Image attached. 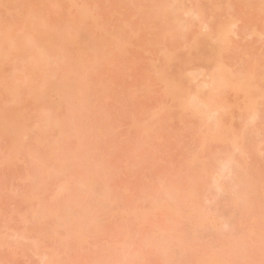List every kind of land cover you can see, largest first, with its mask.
Instances as JSON below:
<instances>
[{"label":"rangeland","instance_id":"374dc122","mask_svg":"<svg viewBox=\"0 0 264 264\" xmlns=\"http://www.w3.org/2000/svg\"><path fill=\"white\" fill-rule=\"evenodd\" d=\"M26 1L0 0L2 3L0 5L8 2V8L0 6V29L2 27L6 28L11 24L12 26L10 25L11 27L9 28H13L15 32L19 33V28L26 27L27 18L23 11L25 5L22 4L25 3L27 7L30 5L29 3L35 4L33 3L34 0H30L33 2ZM71 1L73 0H61L62 6L59 9H55L56 3L59 6L57 0H36L34 7L37 10V16L45 19L46 22L42 21V19L41 21L44 23H39L33 27L37 28L40 25L41 30H49L51 25L56 24L59 27L63 26L61 27L63 29L64 27L67 29L66 26L68 24L70 27V22L74 16L76 17L74 20L80 19L78 16L80 11L76 6L74 7V2L72 3ZM74 1L78 5L87 3L89 7H93L94 9L89 10V16L83 21L81 20L82 22L79 20L80 24H72V27H76L67 29V33L71 31V35L70 32V36L66 35L69 38L65 41L67 44L66 47L64 44V51L61 52L63 55L68 54V56L62 61L60 60L59 63L61 64L60 72H66V75L70 76L72 75V67L67 64V60L76 57H80L83 60L84 79L76 84L71 100L78 101L79 98H82L84 106L75 116L78 126L75 127L70 139L65 134L68 133L66 132L67 130L72 129L70 125V127L62 126V128H59L58 125L54 128L57 124H63V121H65L66 118L64 116L67 115V103L64 108H52L56 109L57 116L55 122L50 126L54 127L48 132L47 141L52 143L55 141L59 142L61 147L58 149L52 150L42 142L37 145L31 135L24 138L19 137L17 140L13 135L8 136L0 127V231H2L1 235L3 233H5L4 235H8L9 233L8 236L6 235L5 241L2 242V239L0 240V264H197L203 258L205 260L204 263L207 264H231L229 262L231 259L234 264H264V234L262 233V237L259 238H263L261 243L260 241L258 242L256 236H254L256 239L253 237L251 239V236H248L253 228L256 229L257 226L259 228V225L264 226V99L259 100L261 103L258 106L257 114L259 115L252 114L249 117V112L243 114L244 110L239 109V106L243 105V99L241 98L244 95H241V93L235 94L234 91H230L227 100L228 102L229 100L230 102L233 101L235 105L231 107L232 110L229 109V114L231 113L230 117L228 113V116L226 117L225 115L224 117L226 120H232L231 123H234V127L237 128V131L239 129L240 133L238 132L239 135L234 137L235 141L229 140L228 142H223L219 140L220 142H218L217 140V143L213 141L214 139H210L209 142H206L209 145L205 144L203 147L201 145V135L204 133L203 130L207 128L202 125L201 117L203 115L199 117V115L192 116L187 114L186 111L182 112V108L177 105L178 102L176 101L178 100L173 99L174 101H172L165 94L166 82L161 78L163 75L169 76V74V77H171L172 74H175L174 72H178L179 70H181L179 71L181 73L183 68L182 73H184L185 69L189 68L194 71L196 66L197 72L205 77L206 72H203V74L200 72L202 71L201 69H204V71H207V69L212 70L215 58L211 53L214 61L204 60L202 55L206 53L208 46L203 41L199 42L201 45L204 43L206 46L203 47L206 49H203L196 41L203 36L202 40L206 38L205 34H201V32L205 33L207 31L205 29H208V27L217 30L222 22L232 20H235L237 23L228 38L230 41L229 48L226 47L227 49L221 50L222 52H220L223 55L221 56L220 54L222 58L218 55V59H222V62L223 60H225L224 62L227 61L229 68L231 67L229 70L236 71V73H238L237 70L239 72H241V69L244 71L243 69L247 68L246 65L251 69L262 67L264 65V36H261L262 38L260 39L257 36V32L259 29V32L262 29L264 30V13L260 9L264 0H250L248 3L241 1L242 3L238 2V4L233 0V7L232 5L229 7L226 0L174 1V7L173 9H171L172 6L171 8L168 7L170 8L169 11L173 10L175 12L180 7L179 13L181 15L184 13L182 17L186 16L184 19H187H185L184 26L191 25V29L187 28L189 30L184 27L178 29L175 27L174 29L176 30H169L163 17H157L162 14L161 12L159 14L158 12H154L156 15H152V17L149 15L148 19L151 18L150 21L153 24L150 23L151 25L148 28L144 27L145 29L139 30V26L142 24H136V21L141 19L138 18L139 16H136V11H143V8L141 9L142 6L145 9H149L150 6L148 7V4H154L153 0H136V4H139L140 9H137L134 6L135 4L132 5L133 0L132 2L130 0ZM95 4L96 7L97 5L99 7L96 8ZM153 4L151 7H155ZM171 4L173 5L172 2ZM197 4L199 7L202 6L204 10V14H198L200 15L199 17L195 14L196 8H194ZM8 9L10 10L9 12ZM155 10L157 9L154 8L153 11ZM18 11H20L19 14L16 13V16H13V18L11 16L12 13ZM173 11L171 12L172 14H174ZM185 11H190V13L188 14L187 12L188 15H185ZM92 12L98 17L100 29L95 26L94 18L90 17ZM143 15L148 17L146 13ZM36 21L34 20L29 24L33 25ZM126 22H130L131 26L134 25L132 31L129 27H127L129 30L125 28ZM182 23L184 24V21ZM101 26L104 27L102 30ZM33 27L30 29L31 31H33ZM256 27L258 28L257 32H255ZM76 29L79 31V36L78 34L77 36L74 34ZM100 30L102 33H100ZM114 32L123 41L125 50L114 47L116 41L119 40L116 36H112ZM154 32L158 33V38H154ZM84 33L87 34L83 35ZM251 33H253L252 36H250ZM92 35H95V38ZM196 35L199 36L198 39ZM97 37H105L108 41L103 40L102 42L101 40L99 52L88 59L85 39L89 38L91 41L93 39L98 40ZM204 41L207 42L206 40ZM207 43L209 44V41ZM196 47L198 48L197 51H194L190 56H194V53L199 51L198 54H202V58L200 57L202 60H196L197 56L200 55L195 54V56L197 55L196 57L194 56L196 58L195 62H198L192 64L194 58L192 60L190 56L188 57V53H192V50H196ZM249 51L251 56H249L248 60ZM182 53H184V56L181 55ZM180 56L187 57L183 59L184 61L187 60V63L190 60L192 62L190 61L189 65L186 63L187 67H183L185 64L180 66L182 60H180ZM176 57H179V60ZM241 60L247 62V64ZM249 61L253 62H250L253 64L251 67L250 63L248 64ZM177 63L181 69L176 66ZM177 67L179 70H175L178 69ZM29 68H22L20 71L18 69L15 72L14 66H8L7 70L2 72L3 74L0 73L2 76L0 78V90L7 83H9L10 88L11 84L20 85L25 80L27 82L30 81L33 78V74L29 73ZM195 72L192 73L197 75ZM180 73L176 74L179 75ZM199 73L198 77L192 79L194 81L197 78V81L193 83L191 80L190 83H188L189 81H185L186 79L183 80V83H181V85L183 84L182 88L189 89L191 85H194L191 88H197L195 86H198L200 83L198 85L195 83L201 82L200 79L203 78L200 77ZM207 73L209 72L207 71ZM20 75H23L25 80L14 79L15 76L18 77ZM202 82L201 84H203ZM259 91L260 89L255 91L257 97ZM57 97L59 95L55 93L53 99ZM9 99V94H5V92L0 93V102L2 104ZM27 103L24 105L26 106ZM44 103L41 101L33 104L32 109L30 108L27 114H25L31 118V123H37L48 117L50 119L55 114H52L51 110H47L49 106L47 107L48 104L44 105ZM237 103L242 104H238V106L236 105ZM247 114L249 115L247 116ZM254 116L258 117L255 121L251 119ZM133 117L136 118L135 120L138 123L142 124L141 126L144 125L143 122L146 119H149V121L147 120L148 122H145V125L149 126V124H146L149 122L151 124V128L149 127L150 132L147 129L149 132L147 136H143L145 131L144 133L142 132L143 134L138 131L136 133L135 126L131 127L133 126L131 122L133 121L131 120ZM249 118L252 121L247 122ZM50 121L52 120L50 119ZM209 121H213V119ZM46 122L43 121L45 124ZM60 129H63V131ZM198 130L201 132L198 133ZM190 149L197 151L198 158L194 161V164L190 161ZM86 150H89L90 153V162L94 168L93 172L90 170L91 164H81L85 159L83 154ZM39 153L44 155L45 162L40 166V174L38 172L34 173H38L37 176L39 175L37 180L30 179L32 177L35 178L34 174L29 179L25 178L27 176L26 173L29 172L28 170H31V166L36 159L35 156ZM51 153H53L51 156L53 159L50 157ZM232 153L238 155L241 166L236 163V159V161L233 159L236 164H233L232 161L231 164L227 165L230 162L229 158ZM226 156L229 162L224 160ZM6 157L9 160L5 161ZM56 157L67 160V166L70 169L67 168L68 170H66L57 166V169H61L62 174L56 175L54 173L55 170L51 168ZM32 158H35L33 162H31ZM27 162H31L32 165L29 167L30 164ZM203 167L206 169L204 170ZM34 169L36 170L37 167L35 166ZM34 169L33 171H35ZM89 172L95 174L94 178L96 180L91 185L94 188L92 193V190L87 193L86 187L83 188L81 185L82 188L81 186L78 188V185H76V182L78 180L82 181L83 177ZM54 174L55 177L53 176ZM219 178L221 184L220 182L218 184ZM65 183L69 184V186L71 184L72 187L76 185L77 187H74V189L78 188V193L75 191L76 194H73V189H61L60 185ZM80 183L83 184L82 182ZM106 183L112 186V189L104 187ZM164 183L167 185L165 186L166 188L162 186ZM197 186H202L203 188L201 189ZM97 188L101 189L100 192L103 190L106 192H102V195ZM107 189H109L108 192ZM80 190L82 192H79ZM182 191L185 192L184 197L186 192L193 191V193L190 192L193 197L186 194L187 197L185 198L189 200L194 198V200L193 202L192 200L190 201L192 204H188V199H185L184 203L182 201L179 202V205L186 204L189 207L191 206L190 208L188 206H184L183 208L179 206L182 208L180 211H183V209L185 211L190 210L192 206L194 207L193 203L195 200L200 199L198 203L195 202L196 206H203L199 208H205L207 215H205L204 209L199 210L209 219L206 220L207 222L205 221V225L202 226L204 227L203 229L199 228L197 229L199 231H195V235L191 228L192 226H190L189 218L185 215V211L177 216L179 225L176 224V227L173 226L174 224L169 225L168 223L170 222L167 221L168 223H166L164 221L166 218L163 216V213H165L163 212L164 209L158 208L155 205L156 202L154 204L152 202L157 198L159 199L158 201H163L162 199L165 201V198L169 199V197V201L171 202V198H173V201L174 197L176 198ZM195 191L199 193L196 197L194 196L196 195L194 194ZM110 192L116 196V203L112 202L115 199L109 197L108 193ZM240 192L241 195L238 198ZM200 193L202 194L201 197ZM37 195L43 196V198L41 197L42 202H38L40 198L37 199ZM54 195L59 196L56 197ZM110 196L112 195L110 194ZM179 196V199L183 197L182 195ZM233 197L238 199L240 206L237 204V207L239 209L232 205L233 201H235ZM178 198H176V201L174 200V203L177 202ZM43 199L46 206L42 210ZM86 200L88 208H92V204L95 207L97 203L99 208H92V211L95 209L101 212L102 215L99 213V216L102 220L100 224L98 223L96 226H93L95 230L91 228L90 224V226L84 225L80 229L82 231L81 234L84 233L86 235L83 246L81 245L82 248H80L79 242L81 244V240L78 241V245L76 242L78 239H75V241L74 238H68L69 240L63 238V240L62 236L54 232L48 221L53 220L51 219L52 213H54V210L59 205L66 206L72 204L77 206L79 202L81 203V201ZM187 200L188 202H186ZM17 201L18 204H16ZM34 204L40 205L41 208L37 210H41L45 214L44 217L43 214L35 212L36 218L39 217V221L40 217L41 219L43 217L42 223L44 225H42L43 229L41 231H38L39 229L36 231L37 225H33L34 221L37 220L36 218L33 219L34 209H31L32 207L30 206ZM38 205L34 206L38 207ZM69 208L64 209V211H69ZM134 209L137 212L134 213ZM222 209L224 213L226 211L230 212L232 209L236 211L235 213H233L234 211L231 212V217H225ZM61 211L64 212L62 209ZM92 211L89 212L91 213ZM94 211L93 214L97 215L98 212L95 213ZM227 212L226 215L230 214H227ZM232 215L234 216L232 217ZM25 216L31 217L34 220L30 218L33 223L31 224L30 221L26 223L28 217L25 218ZM100 217L97 216L96 218L98 222L100 221ZM84 218L82 217L81 220ZM46 221L48 224H46ZM98 228L101 231L98 230L99 233L96 235V229ZM23 229L27 233L29 232V236H32V238L30 237L31 241L34 240L36 242L40 238V242H36V247L29 241L30 239L27 240L29 238L27 234L22 239ZM59 229L61 230V228ZM254 233L253 229L252 234ZM155 234L159 239H156L158 237ZM158 234L162 235L159 236ZM37 236L39 238L36 240ZM247 237H250L249 240H246L242 244L241 242L248 239ZM250 241H256L259 244L255 242L252 244ZM156 242L159 243V247L155 244ZM27 244L31 248L28 249ZM163 244L167 246V249L161 248L164 246ZM219 244L223 246H220L222 248L220 250L221 257L215 261L213 260V254L215 250L219 252V249H221L218 248ZM247 247H249V250ZM119 249L121 253H126V259H124L125 255L123 253L124 256L119 253ZM243 249L244 253L242 252L237 255V251L239 253ZM261 258L263 259L261 260Z\"/></svg>","mask_w":264,"mask_h":264},{"label":"bare ground","instance_id":"6f19581e","mask_svg":"<svg viewBox=\"0 0 264 264\" xmlns=\"http://www.w3.org/2000/svg\"><path fill=\"white\" fill-rule=\"evenodd\" d=\"M30 1V0H29ZM60 1L61 0H57V2H59L60 3ZM129 1V0H128ZM131 2H132V0H130ZM150 1H152V0H150ZM149 1V2H150ZM174 1L176 2L177 0H153V2H154V4H153V6H155V7H151L152 6V4H148V7H149V9H145L144 8V6H142L141 7V9L144 11H139V10H137L136 11V16H139L138 18H141L140 20H138V21H136V24L138 23L139 25L140 24H142L141 26H139V30H143V29H145L144 27H149V25H151L150 23H152L153 24V22H151L150 20H151V18L150 19H148L149 18V15L152 17V15H156L154 12H158V14L161 12L162 14H160V16H157V17H163V19L165 20L164 22H165V24L168 26V28H169V30H172V29H174L175 27H176V29H178V28H182V27H184V28H190L191 29V25H187V27L186 26H184L185 25V19H184V17H186V16H184V17H182L183 16V14L184 13H182V15L179 13L180 11H178L179 9L181 10V8L179 7L177 10H175V12H177V14H175V12L173 11V10H170L169 11V9L171 8V6H172V8L171 9H173V7H174V5H175V3H174ZM231 1H232V3H231ZM226 0V3H227V5L230 7L233 3H234V1L235 2H237V4H238V2H245V3H248L250 0ZM25 2H27L26 0H25ZM30 2H33V1H30ZM72 3H73V5H74V7L76 6L77 7V9H79V11H80V14L78 15L79 17H80V19L78 18V20L76 21V19L74 20V18H76L75 16H74V18L71 20V22L70 21H68V22H70L71 24V26L70 27H72V24H76V23H78V24H80L86 17H88L89 15V10L90 9H94L93 7H89V5L87 4V3H85V4H82V5H78V4H76V2L73 0V1H71ZM131 2H129V3H131ZM135 2V3H134ZM171 2L173 3V5L171 4ZM241 2V3H242ZM8 3V2H7ZM7 3H5V4H3V5H0V6H4V7H7L8 8V5H7ZM29 3V2H28ZM33 3H35L36 4V0H34V2ZM58 3V5L59 6H57V3L55 4V6H54V8L55 9H59L62 5H61V3L59 4ZM137 2H136V0L134 1L133 0V4L132 5H134V6H136V8L137 9H140L139 8V4H136ZM0 4H2L1 2H0ZM30 5H28V7L26 6V4L24 3V4H22V5H25L24 6V8L25 9H23V11L25 12V14H26V18H27V25H26V27H21V28H19V33H17V32H15L14 31V29L13 28H11V29H13V30H11L9 27H11L10 25L8 26V27H6V28H1L0 29V73H2L3 71H6L7 70V68H8V66H14V71L15 72H17V70L19 69V71H20V69H24V68H28V67H30L29 69L31 70H29V73L31 72L32 74H33V78L30 80V81H26L25 80V77L22 75H20V76H18V77H16L15 76V80H25L24 82H22L20 85H14V84H11V86H10V88H9V83H7V84H4L3 85V87H2V89L0 90V93L2 92V93H4L5 92V94L7 93V94H9V97H10V99L9 100H7L4 104H2L1 102H0V127L5 131V133L9 136V135H13V137H15L17 140L19 139V137L21 138V137H26V136H32V138H33V140H35V143L37 144V145H39L41 142L42 143H44L45 144V146L46 147H48V148H51L52 150L53 149H58V148H60L61 147V145H60V143L59 142H54V143H52V142H48L47 141V135H48V132L49 131H51V129H52V127H54V126H52V127H50L51 126V124H53L54 122H55V118H56V116H57V111H55L58 107H61V108H64V107H66V103H67V109H66V111H67V115L66 116H64V118H66L65 119V121H63V124L62 123H59V124H57L54 128H56L58 125H59V128L61 127L62 128V126H65V127H68L69 125L72 127V129L71 130H67L66 132H68V133H65L66 134V137L68 138V139H70L71 138V136H72V132L75 130V127H77L78 126V124H77V119L75 120V116L79 113V111H80V109L84 106V103H83V100H82V98H79L78 99V101H72L71 100V97H72V95L74 94V92H73V90L75 89V87H76V84L78 83V82H80V81H82V79H84V66H83V64H82V62H83V60L80 58V57H76V58H74V59H68L67 60V64L68 65H70V67H72V70H71V73H72V75H70V76H67L66 75V72H64V73H61L60 72V70H61V64L59 63V61L61 60H63L65 57H67L68 56V54H65V55H63L62 54V52L64 51V49H63V47H64V44H65V47H66V44H67V42H65L69 37H67L66 35H69V32H70V35H71V31H69L68 33H67V31L69 30V24L66 26V28L68 29H65V27H64V29L63 28H61V27H63V26H61V27H59L57 24L56 25H51L50 26V29L49 30H46V29H40L41 27H40V25H38L37 26V28H35V27H33L34 25H37V24H39V23H44V22H46L45 21V19H41V17L40 16H37V10L35 9V7H34V5L35 4H32V3H29ZM32 4V5H31ZM127 4H128V2H127ZM236 4V3H235ZM131 5V4H130ZM170 5V6H169ZM138 6V7H137ZM194 6H196V5H194ZM95 7H96V4H95ZM99 6L97 5V7L96 8H98ZM147 7V6H146ZM168 7H170V8H168ZM232 7H233V5H232ZM95 8V9H96ZM154 8H156L157 10H155V11H153V9ZM194 8H196L195 9V14L199 17L200 15H198V14H204L203 12H204V10H203V8H202V6L201 7H199V5L197 4V6L196 7H194ZM150 9H152V10H150ZM167 9H168V11H167ZM260 9H261V12L262 13H264V3L261 5V7H260ZM150 10V11H149ZM158 10H160V11H158ZM10 10L8 9V12H9ZM139 11V12H138ZM174 12V14H172L171 12ZM19 12L20 11H18V12H15V13H12V17L14 16H16V13L17 14H19ZM137 12H138V15H137ZM142 12H143V14L144 13H146V15L148 16V17H146V16H144L143 14H142ZM151 12V13H150ZM153 12V13H152ZM187 12H188V14L190 13V11H185V15H188L187 14ZM170 13V14H169ZM180 14V16H181V18H180V16H179V14ZM164 14V15H163ZM13 17V18H14ZM90 17H92V18H94V20H95V26L98 28V29H100V24H99V22H98V17L97 16H95V14L92 12L91 13V15H90ZM161 17V18H162ZM68 19H70V18H68ZM34 20H37L36 21V23L35 24H33V25H30L29 23H32ZM44 21V22H42V21ZM79 20L81 21V22H79ZM149 20V21H148ZM187 20V19H186ZM182 21H184V24L182 23ZM131 22V21H130ZM130 22H126V24H125V28H127V27H129L130 28V30L132 31V29L134 28L133 26L134 25H132L131 26V23ZM207 22V21H206ZM236 21L235 20H232V21H226V22H222L220 25H219V27L217 28V30H214V29H212V27H208V29H205V30H207V31H205V33L203 32H201V34H205V37L207 38H204V40H206L207 42L209 41V44L207 43V42H205L204 40H202L203 39V37H201L199 40H197L196 41V43L198 44L199 42H201V41H203L205 44H207V46H208V50H206V53H203V58H204V60H207V61H209V60H211L212 62L215 60V62L213 63L214 65H212L211 67L213 68L212 70L211 69H207L206 67H205V69H207V71L209 72V73H207V71L205 70L204 71V69H201L202 71H200V72H206L205 73V77H203L202 75H201V73H199V72H197V66L195 67L196 69V72H195V70L194 71H192L193 69H191L190 70V68L189 69H187V70H190V71H192V72H195V73H197V75H195L194 73H192V72H190V71H187L186 69H185V71H184V73H182L183 72V70H184V68L182 69V74L179 72V71H181V70H179V68L178 67H180L182 64L184 65L183 67H187L186 66V63H187V60H183V59H185V58H187V57H181L180 56V60H181V64H180V66H178L179 64L177 63V65L176 66H178L177 68L178 69H175V70H179L178 72H174L175 74H172L171 75V77H169L170 76V74H169V76H162L161 78H163L164 79V81L166 82V88H165V94L172 100V101H174L173 99H175V100H178V101H176V102H178V107H181L180 109H181V111L183 112V111H186L187 112V114H190V115H192V116H198L199 115V117H201L200 115H203L202 117H201V119H202V122H203V124H202V122H201V124L202 125H204V127H207L205 130H203V134L201 135V145L204 147L205 146V144H208V143H206V142H209V140L210 139H214L213 141H216L217 142V140H218V142H220V141H231V140H234V137L235 136H238L239 134H238V132H239V129H238V131H237V128H235L234 127V123H231V121L232 120H226L225 119V115H226V117L228 116L227 115V113L229 114V109L230 110H232L231 109V107H233L234 105H235V103L232 101V102H230V100H229V102H228V95L230 94V91H234V93L235 94H239V93H241V95L243 94L244 96L241 98V99H243V105H241V106H239L238 104H242V103H237L236 105H238L240 108L239 109H242V111L244 110V112H242L241 110H240V112H242L243 114H245L246 112H249L250 113V116L249 117H251V115L252 114H256L257 116L259 115V114H257L258 113V106L261 104L260 103V101H261V99H264V72H263V70H264V65L262 66V67H256V68H253V69H251V68H249L247 65H246V67L247 68H245V69H243L244 71H242V69L240 70L241 72H239L238 70H237V72L238 73H236V71H232V70H229L230 68H229V63L226 61V62H224L225 60H223V62L221 61L222 59H218V55L220 56V54H221V56L223 55L221 52V50H224V48L225 49H227V48H229V44H230V41L228 40V38H229V35H230V33H231V31H233L232 29H233V27L234 26H236ZM182 24V25H181ZM166 26V27H167ZM33 27V31H31L30 29ZM74 27H76V26H74ZM74 27H72V28H74ZM141 27V28H140ZM52 28H54V29H52ZM104 27H102L101 26V30L103 29ZM183 28V29H184ZM207 28V27H206ZM257 28V27H256ZM9 29V30H8ZM78 29V28H77ZM76 29V32H74V34H76V36H77V34L79 33V31ZM128 29V28H127ZM176 29H174V30H176ZM183 29H182V31H183ZM11 30V31H10ZM51 30H54V31H52L51 32ZM100 30V33H102V31ZM129 30V29H128ZM185 30V29H184ZM187 30H189V29H187ZM257 30H258V28L255 30V32H257ZM50 31V32H49ZM63 31V32H62ZM119 31V30H118ZM145 31V30H144ZM260 31V29L258 30V32H257V36H259V38L261 39L262 37L261 36H264L263 34H264V30L262 29L261 30V32H259ZM111 32V31H110ZM109 32V33H110ZM254 31H253V33H255ZM64 33H66L65 35H64ZM148 33V32H147ZM253 33H251V35L250 36H252L253 35ZM85 34H87V33H84L83 35H85ZM108 34V33H107ZM112 34V33H111ZM110 34V35H111ZM120 34V33H119ZM69 35V36H70ZM153 35H154V38H158V33L157 32H154L153 33ZM156 35V36H155ZM256 35V34H255ZM78 36H79V34H78ZM93 36V35H92ZM112 36H116L118 39H119V36H118V34L116 33V35H115V32L113 33V35ZM124 36H127V35H124ZM182 36H184L183 34H182ZM94 38H95V35L93 36ZM90 38V37H89ZM88 38V39H89ZM98 38V40L96 39H93L92 41L90 40H86L85 39V41H86V49H87V55H88V59L90 58V56H95L98 52H99V50H100V48H101V43L103 42V40H106V41H108L105 37H102V38H105V39H102V38H100V37H97ZM196 38L198 39L199 38V36H197L196 35ZM208 38H209V40H208ZM259 38H258V40H259ZM117 39V40H118ZM102 40V42L100 43V41ZM84 41V42H85ZM97 41V42H96ZM99 41V42H98ZM88 42H91V43H88ZM115 42V41H114ZM204 43L201 45V43H199L201 46H202V48L203 47H206L205 45H204ZM196 44V45H197ZM228 44V45H227ZM195 46V45H194ZM198 46V45H197ZM114 47L116 48V49H120V50H125V48H124V43H123V41L122 40H118V41H116V43H115V45H114ZM193 49H195L193 46H191ZM227 47V48H226ZM198 48H199V46H198ZM197 47H196V50H192V53H188L189 55H188V57L191 55V54H193V52L194 51H197V49H198ZM63 49V50H62ZM203 49H206V48H203ZM62 51V52H61ZM207 51H209L208 53H207ZM221 51V52H220ZM189 52V51H188ZM191 52V51H190ZM184 53H186V52H184ZM184 53H182L181 55L182 56H184ZM199 53V51L198 52H196V53H194V56H195V54H197V55H200V54H198ZM211 53H212V55H214V58H213V56L211 57ZM215 53V54H214ZM218 53V54H217ZM208 54V55H207ZM251 53H250V51L248 52V60H249V56H251L250 55ZM196 55V56H197ZM197 56V59L196 58H194V56L192 55V57H191V59L192 58H194V60H193V62H192V64L195 62V59L196 60H198V59H201L202 58V56ZM175 56V55H174ZM195 56V57H196ZM215 56H217V57H215ZM220 56V58H222ZM167 57V56H166ZM201 57V58H200ZM224 57V56H223ZM177 58V60H179V57H176ZM210 58H212V59H210ZM214 59V60H213ZM225 59V58H224ZM202 60V59H201ZM245 60V59H244ZM189 61V62H190ZM242 61V60H241ZM255 61V60H254ZM179 62V61H178ZM185 62V63H184ZM189 62L187 63L188 65H189ZM190 62V63H191ZM196 62H198V61H196ZM195 62V63H196ZM211 62V63H212ZM243 62V61H242ZM251 61H249L248 62V64L250 63ZM243 63H246L247 64V62H243ZM251 63H253V62H251ZM250 63V67H251V65H253V64H251ZM226 64H227V66H226ZM73 65V66H72ZM100 65H102V63H100ZM211 65V64H210ZM69 67V68H70ZM199 67V66H198ZM204 67V66H203ZM203 67H201V68H203ZM208 67V66H207ZM209 68V67H208ZM180 69H181V67H180ZM233 69V68H232ZM210 70V71H209ZM186 71H187V73H186ZM178 73H180L179 75H177ZM198 73L200 74V77L202 78V79H200V81L203 83V84H201V82H198V83H195V84H199L200 86H202V87H200L199 85L198 86H195V87H197V88H191V86L193 87L194 85H191L190 86V88L189 89H186V88H182L183 86V84L181 85V83H183V80H185V81H189L188 83H190V80H191V82L193 83L194 81H197V78H196V80H194V81H192V79H194L195 77H198ZM3 74V73H2ZM204 74V73H203ZM175 75V76H174ZM199 77V78H200ZM0 78H2V76L0 75ZM198 78V79H199ZM185 83V82H184ZM263 84V85H262ZM185 85H186V83H185ZM185 87V86H184ZM201 88V89H200ZM258 89H260V91H259V93H258V97H257V95L255 94V91H258ZM57 94L58 93V95H59V97H57L56 99H53V95L54 94ZM77 95V94H76ZM241 97V96H240ZM60 99V100H59ZM52 100V101H51ZM239 100V99H238ZM238 100H235V101H238ZM260 100V101H259ZM41 101H43V102H45L44 103V105L46 104L47 105V107H48V109L47 110H51L52 111V114L53 113H55L54 115H52L51 117H50V119L52 120V121H50V119H49V117L48 118H46L45 120H41V121H38L37 123H31L30 121H31V118L30 117H28V116H26L25 114H27V111L31 108L32 109V106H33V104H35V103H38V102H41ZM52 102V103H50V102ZM54 101V102H53ZM28 102V103H27ZM49 102V103H48ZM11 103V104H10ZM25 103H27L26 104V106L24 105ZM32 103V104H31ZM62 103H65V104H62ZM260 103V104H259ZM9 104V105H8ZM31 104V105H30ZM50 104V105H49ZM27 105H29V106H27ZM63 105H65V106H63ZM174 105V104H173ZM175 105H176V103H175ZM176 105V106H177ZM31 106V107H30ZM63 106V107H62ZM237 106V107H238ZM29 107V108H28ZM57 107V108H56ZM52 108H56V109H52ZM260 110V109H259ZM26 111V112H25ZM185 112V113H186ZM232 112V111H231ZM241 113V114H242ZM260 113V112H259ZM65 115V114H64ZM230 115H231V113L229 114V117H230ZM249 114H247V116H248ZM54 118V119H53ZM205 118V119H204ZM258 117H256V116H254L253 118H251L252 120H254L255 121V119H257ZM136 118L135 117H133L131 120H133V121H131L132 123H133V126H131L132 128L135 126V129H136V133H138V132H143L144 133V131H145V133L143 134V136L145 135V136H147L148 134L147 133H149L150 132V129H149V127L151 128V124H150V122L149 123H146V124H149V126L148 125H145V122H148L149 121V119H146V121L145 122H143L144 123V125L143 126H141L142 124H140V123H138V121L137 120H135ZM212 120L213 119V121H209V120ZM246 119H248V118H246ZM49 120V121H48ZM148 120V121H147ZM252 120H250V118H249V120H247V122H249V121H252ZM43 121L44 122H46V124L45 123H43ZM48 122H49V124H48ZM67 125V126H66ZM74 125V126H73ZM69 126V127H70ZM0 128V129H1ZM138 129V130H137ZM147 129H149L148 131H147ZM60 130H62L63 131V129H60ZM201 130V129H200ZM200 130H198V133L199 132H201ZM138 131V132H137ZM83 132V131H82ZM240 133V132H239ZM233 137V138H232ZM81 139V138H80ZM220 140V141H219ZM212 141V142H213ZM235 141V140H234ZM233 141V142H234ZM29 142H30V140H29ZM211 142V141H210ZM217 142V143H218ZM181 144H182V142H181ZM235 144V143H234ZM200 145V146H201ZM209 145V144H208ZM201 146V147H202ZM190 161L191 162H193L192 164H194V161H196V159L198 158L197 157V151H195V150H191L190 149ZM36 152V151H35ZM189 152V151H188ZM52 154L53 153H51L50 154V157L52 156ZM233 155V156H232ZM232 155H231V157L229 158L230 159V162L229 161H227V156L224 158V160H226L227 162H229V163H227V165L228 164H231V162L233 161V159H234V161H236V163L237 164H239V166H241L240 165V163H239V160H238V155H234L233 153H232ZM34 156H35V154H34ZM234 156H236V157H234ZM36 157V159L34 160L33 158H32V160H31V162H33V160H34V162H33V165H34V167L36 166L37 167V169L35 170L34 169V167H32L33 165H32V163L31 162H27L28 164H30L29 165V167L31 166V170L33 171V169L35 170V171H33V173H32V171L31 170H28L29 172H27L26 174H27V176L25 177V178H30L31 177V175H33L35 172H38L39 174H40V166L45 162V157H44V155L42 154V153H39L38 155H36L35 156ZM83 157L85 158L82 162H81V164H84V163H87V165L89 164H91V160H90V153H89V150H86V152L83 154ZM52 158V157H51ZM209 158V157H208ZM7 159L9 160V158L8 157H6V159H5V161H7ZM53 159V158H52ZM236 159V160H235ZM209 160V159H208ZM36 161V162H35ZM226 161H224L225 163H226ZM234 161L232 162L233 164H236V163H234ZM38 163V164H37ZM196 163V162H195ZM28 164H27V166H28ZM56 167H54V166ZM57 166L58 167H62V168H64V169H66V170H68L67 168H69L70 169V167L69 166H67V160H65V159H59L58 157H56L55 159H54V161H53V164H52V166H51V168H53L54 170H55V172L54 173H56V175L57 174H62V172H61V169L59 170V169H57ZM200 166H202V165H200ZM205 166V165H204ZM231 166V165H230ZM234 166V165H233ZM237 166V165H236ZM92 164L90 165V170L93 172L94 170V168L92 167ZM206 167V166H205ZM232 168V167H231ZM237 168H239L238 166H237ZM30 169V168H29ZM52 169V170H53ZM203 169L205 170L206 168H204L203 167ZM38 170V171H37ZM59 171V172H58ZM245 171V170H244ZM53 172H52V174H53ZM64 172V171H63ZM232 172V171H231ZM234 172V171H233ZM37 173V174H38ZM37 174H34L33 176L35 177V178H30V179H34V180H37V178H38V176H37ZM235 174V173H234ZM94 175L95 174H93V173H91V172H89V173H87L86 174V176H84L83 178V180L82 181H77L76 182V185H78V188L82 185L83 186V188L84 187H86V191H87V193L88 192H90L91 190V193L94 191V188H93V186H91L96 180H95V178H94ZM54 177H55V174L53 175ZM59 176V175H58ZM58 176H56V177H58ZM240 179H241V177H240ZM24 180H27V179H24ZM165 181V180H164ZM79 182V183H78ZM80 182H82L83 184H81ZM219 182H220V178H219V181H218V184H219ZM222 183H224V182H222ZM80 184V185H79ZM165 184V183H164ZM164 184H162V186H167L166 184L164 185ZM220 184H221V182H220ZM229 184H231V183H229ZM66 187H65V186ZM74 186V187H77V186ZM108 184L106 183L105 185H104V187L106 186V188H111L112 189V186H110V185H108ZM225 185V184H224ZM228 185V184H227ZM82 186H81V188H82ZM220 186H222V185H220ZM60 187H61V189H67V190H70V189H73L74 190V192L76 191L77 193H78V188L76 189H74V187H72L71 186V184H70V186H69V184H67V183H65V184H62V185H60ZM97 187V186H96ZM196 187V186H195ZM197 187H200L201 189L203 188L202 186H197ZM226 187V186H225ZM225 187H224V189H225ZM80 188V189H81ZM93 188V189H92ZM100 188V187H99ZM99 188H97L98 190H99ZM106 188H104V189H106ZM109 188V189H110ZM146 188V187H145ZM166 188V187H165ZM220 188V187H219ZM235 188V187H234ZM264 188V187H263ZM262 187H261V189H263ZM101 189H102V187H101ZM100 189V190H101ZM109 189H107V192L109 191ZM197 189V188H196ZM82 191H83V189H81ZM79 191V192H82V191ZM100 190H99V192H100ZM194 190V189H193ZM200 190V189H199ZM74 192H72L73 194H76V192L74 193ZM103 193L104 192H106V191H102ZM102 192H100V193H102ZM190 192H192L193 193V191H190ZM190 192H186V194H189V195H187V196H191V197H193V195H191L192 193H190ZM198 192V191H197ZM200 192V191H199ZM16 193V192H15ZM103 193H102V195H103ZM184 193L185 192H183L182 191V193H180L179 195H182L183 197H184ZM239 193V192H238ZM97 194V193H96ZM99 194V193H98ZM110 194L112 195V196H110ZM186 194H185V197H187L186 196ZM194 194H196V195H194L195 197L196 196H198L199 195V193H196V191L194 192ZM198 194V195H197ZM201 194V193H200ZM102 195H100V196H102ZM107 195V194H106ZM108 195H109V197H112V199H115L116 198V196H114V193L112 194L111 192L110 193H108ZM177 196V195H175V196H177L176 198H178V197H180V196ZM240 195H241V192H240V194H239V197L238 198H240ZM38 196H40V197H38ZM54 196H56V195H54ZM57 196H59V195H57ZM56 196V197H57ZM71 196V195H70ZM74 196V195H73ZM149 196V195H148ZM202 196V194L200 195V197ZM236 196V195H235ZM43 198V196L42 195H37V199H39L40 201H38L39 203L40 202H42V198ZM105 197V196H104ZM146 197H147V195H146ZM183 197H181L182 198V200H181V198L179 199H177V202L176 203H174L175 201H176V198L174 197V200L172 201V199L173 198H171V202L169 201L170 200V197H169V199L168 198H165V201H164V199H162L163 201H158L159 199L157 198L155 201L153 200L152 202H153V204L155 203V205H157L158 206V208L160 207L161 209H164L163 210V212H165V213H163L164 215L163 216H165L166 218H165V220L164 221H166V223H168V222H170V223H168L169 225L171 224V225H173V226H176V224L177 225H179V222H177L178 220V218H177V216L178 215H180V214H182V212L183 211H185L184 209H183V211H180V209L182 210V208L184 207V206H188L189 207V205H184V204H181V205H179V202H181L182 201V203H184L185 202V199H188V198H185L184 197V200H183ZM199 197V198H200ZM190 198V197H189ZM199 198H197V199H199ZM68 199V198H67ZM111 199V200H112ZM117 199V198H116ZM113 200L112 202L113 203H116L117 202V200ZM168 199V200H167ZM233 199H235V197H233ZM232 199V200H233ZM66 200V199H65ZM64 200V201H65ZM178 200H180V201H178ZM189 200V199H188ZM188 200L186 201V202H188ZM192 200V202H193V200H194V198L193 199H191ZM191 200H189V202L191 201ZM241 200V199H240ZM115 201V202H114ZM184 201V202H183ZM200 201V199L199 200H195V202H199ZM89 202V201H88ZM111 202V203H112ZM188 202V204H192V202H190L189 203ZM193 203L194 204V207L192 206V208L190 209V210H186L185 211V215L189 218V223H190V226H192L191 228L193 229V233H194V235H195V231H199V230H197V229H203L204 227H202V226H204L205 224L204 223H206L207 221L206 220H209V219H207V217H205L201 212L202 211H200V210H203L204 209V213H205V215H207V213L205 212V208H203V209H200L201 207H203V206H201V205H197L196 206V203ZM234 203H232V205H234L235 207H237V204L239 205V201H238V199H235V201H233ZM238 202V203H237ZM84 203V204H83ZM89 203H91V202H89ZM96 203V202H95ZM235 203H236V205H235ZM16 204H18V201L16 202ZM44 204V205H43ZM43 204H42V210H43V208H45L44 206H46L45 205V203H44V199H43ZM99 205H100V203H98ZM150 204H152V203H150ZM34 205H38V204H34ZM34 205H31L30 207H32L31 209H34V211H33V214L34 215H32L33 216V219H35L37 216L35 215V212H38V214H43V216L45 217V214H44V212H42L41 210V212L40 211H38L41 207H40V205H38V207H35ZM93 205L94 204H92V208H95V207H98L99 208V206H97V203H96V206L95 207H93ZM34 206V207H33ZM61 206V208H59L58 209V207H60ZM67 206H68V208H69V206H70V210L68 211H64V209H68L67 208ZM72 206H75V205H59L58 207H56V209L54 210V213H52L53 214V216L51 217V219H53L52 221L50 220V221H48V223L50 222V226L52 227V229L54 230V232L56 233V234H59L60 236H62V239L63 238H65V239H71V238H74V240L75 239H78L76 242H77V245H78V241H80L81 240V244H80V242H79V246H80V248H82V246H83V242L85 241L84 239H85V236L86 235H84V233H82L81 234V232L82 231H80V229L85 225V226H92L91 228L93 229L94 227L93 226H96V224H100V222H101V220H102V218L99 216V213H100V215H102L101 214V212H99V211H96L95 209H93V211L96 213V212H98V214L97 215H95V214H93V211H92V208L91 207H89L88 208V204H87V200L86 201H81V203L79 202V204L77 205V206H79V207H81V208H79V207H77V206H75V207H72ZM146 206V205H145ZM148 206V205H147ZM156 206V207H157ZM179 206H182V208L181 207H179ZM201 206V207H200ZM226 206V205H225ZM233 206V207H234ZM240 206V205H239ZM77 207V208H76ZM191 207V206H190ZM189 207V208H190ZM200 207V208H199ZM227 207V206H226ZM229 207V206H228ZM39 208V209H38ZM76 208V209H75ZM38 209V210H37ZM59 210V212L61 211V209L64 211V212H66V213H64V212H62L61 211V213L59 214V212H58V210ZM88 209H89V211H92L91 213L88 211ZM200 209V210H199ZM208 209V208H207ZM206 209V210H207ZM223 209H225V207H223ZM222 209V210H223ZM233 209H236V208H233ZM230 210V212L228 211H226L227 212V214L228 213H230V214H228V215H226V212L224 213V210H223V215H225V217L226 216H229V217H231L230 215H231V212H233V213H235V211L236 210ZM237 209H239V207H237ZM227 210H228V208H227ZM57 211V212H56ZM134 211V213L135 212H137L136 211V209H134L133 210ZM62 213H64V214H62ZM89 213H90V215H91V217H90V215H89ZM56 214V215H55ZM89 215V216H88ZM92 215H94V216H92ZM205 217H203V216ZM236 215V214H235ZM35 216V217H34ZM49 216H50V214H49ZM55 216V217H54ZM96 216V217H95ZM97 216L98 217H100V221L98 222V219L96 220V218H97ZM234 215H232V217H233ZM28 216H25V218H27ZM78 217H80V218H78ZM82 217H85L83 220H81V218ZM88 217H89V219H88ZM31 218V217H30ZM29 217H28V220H26L27 222L26 223H29L28 221H30L31 222V224L33 223V221L30 219ZM55 218V219H54ZM95 218V219H94ZM30 219V220H29ZM42 219H43V217H42ZM42 219H41V217H40V221H39V217L38 218H36V220L37 221H34V223H33V225H37V228L35 229V226H34V229L37 231L38 229V231H41L42 229H43V227H42V225H44V223H42ZM79 219H80V221H79ZM92 219H94V220H92ZM213 219V218H212ZM96 220V221H95ZM229 220V219H228ZM93 221H95V222H93ZM168 221V222H167ZM206 221V222H205ZM36 222V223H35ZM172 222V223H171ZM176 222V223H175ZM47 223V221H46V224H48ZM181 223V222H180ZM40 226H39V225ZM90 224V225H89ZM102 224V223H101ZM103 225V224H102ZM39 226V227H38ZM4 227H6V226H4ZM99 228H100V226H98ZM177 227V226H176ZM175 227V228H176ZM262 228V230H261V228ZM59 228H61V230L59 229ZM99 228L98 229H96V235H98V230H99ZM263 228H264V226L262 227L261 225H259V228H258V226L256 227V229L255 228H253L254 229V234H252V232H253V229L250 231V233L248 234V236H251V239H253V238H255L254 236H256L257 237V239H258V242L260 241V243H261V241H263V238L262 239H259V238H261L262 237V233L264 234V230H263ZM6 229H8L7 227H6ZM26 229V228H25ZM63 229V230H62ZM79 229V230H78ZM102 229H104V228H102ZM177 229V228H176ZM175 229V230H176ZM258 229H260V230H258ZM24 230V229H23ZM22 230V233H23V237H22V239L24 238V236H26V234L28 235V239L27 240H29L30 239V237L32 238V236H29V232L27 233V231L26 230H24L23 231ZM28 230V229H27ZM45 230V229H44ZM93 230H95V228L93 229ZM173 230H174V228H173ZM256 230V231H255ZM99 231H101V230H99ZM257 231H258V233H257ZM1 232L2 231H0V240L2 239V242L3 241H5V238H6V235H4L5 233H3L2 235H1ZM6 232V231H5ZM37 233H39V232H37ZM92 233H94V232H92ZM94 233V234H95ZM159 233V232H158ZM259 233H260V237H259ZM18 234V233H17ZM16 234V235H17ZM250 234H252V235H250ZM8 235H9V233H8ZM7 235V236H8ZM156 235V234H155ZM159 236H161L160 234H158ZM33 236H36V235H33ZM90 236V235H89ZM157 236V235H156ZM20 237V236H19ZM90 237H93V236H90ZM155 237V236H154ZM158 237V236H157ZM163 237V236H162ZM165 237H166V235H165ZM185 237V236H184ZM253 237V238H252ZM33 238H35V237H33ZM39 238V236H37L35 239L37 240ZM87 238V237H86ZM89 238V237H88ZM164 238V237H163ZM167 238V237H166ZM248 238V237H247ZM250 238V237H249ZM249 238L248 239H245V241H242L241 243L243 244V243H245L246 242V240H249ZM68 239V240H69ZM156 239H159V237L158 238H156ZM162 239V238H161ZM160 239V240H161ZM168 239V238H167ZM183 239V238H182ZM250 239V240H251ZM256 239V238H255ZM32 239H30L29 241H31ZM40 240V238L38 239V241ZM64 240V239H63ZM86 240H88V239H86ZM184 240H185V238H184ZM38 241H36L37 243H39ZM253 241V240H252ZM252 241H250V243H256V244H259L258 242H256V241H254V242H252ZM32 242V244L33 245H35V247L37 246V243L33 240V241H31ZM61 242V241H60ZM159 242V241H158ZM168 242H170V241H168ZM26 243H28V242H26ZM160 243V242H159ZM159 243H155V244H157V246L159 247ZM29 244L31 245V243L29 242ZM164 244H165V242H164ZM163 244V245H164ZM168 244V243H167ZM249 244V243H248ZM30 245H28L27 244V246H28V249L29 248H31L30 247ZM82 245V246H81ZM161 245V244H160ZM169 245V244H168ZM223 245V244H222ZM79 246H77V247H79ZM155 246V245H154ZM219 247L218 248H221V247H223V246H221L220 244L218 245ZM221 246V247H220ZM77 247H76V249H77ZM156 247V246H155ZM169 247V246H168ZM161 248H164V249H167V246H163V247H161ZM249 247H247V249H248ZM114 249V248H113ZM156 249H158V248H156ZM215 249V248H214ZM224 249V248H223ZM233 249H235V248H233ZM233 249H232V251H233ZM245 249H246V247H245ZM107 250H109V249H107ZM112 250V249H111ZM220 250H222V248L221 249H219V252H218V250L216 251H214V258H213V260H217V259H220V257H221V251ZM249 250V249H248ZM263 250V249H262ZM121 250L119 249V253H121L120 252ZM245 251H247V250H245ZM185 252V251H184ZM235 252V251H234ZM244 253V249H243V251H239V253H238V251H237V255L238 254H240V253ZM123 254H124V252H122ZM121 253V254H122ZM182 253V252H181ZM122 254V255H123ZM126 254V253H125ZM124 254V255H125ZM223 254V253H222ZM123 255V256H124ZM127 258V255H125V258L124 259H126ZM263 258H261V260H262ZM203 262V263H202ZM205 262V260H204V258L202 259V261H200V263H197V264H207V263H204ZM229 262H231V264H234L233 263V261H232V259L231 260H229ZM225 264V263H224Z\"/></svg>","mask_w":264,"mask_h":264}]
</instances>
